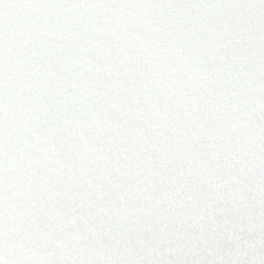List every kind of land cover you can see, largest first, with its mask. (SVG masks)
Here are the masks:
<instances>
[{
  "label": "snow or ice",
  "instance_id": "obj_1",
  "mask_svg": "<svg viewBox=\"0 0 264 264\" xmlns=\"http://www.w3.org/2000/svg\"><path fill=\"white\" fill-rule=\"evenodd\" d=\"M0 264H264V0H0Z\"/></svg>",
  "mask_w": 264,
  "mask_h": 264
}]
</instances>
